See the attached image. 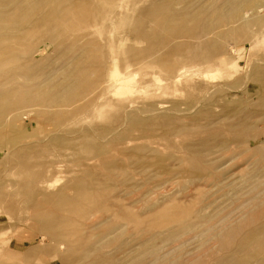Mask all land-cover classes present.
Returning a JSON list of instances; mask_svg holds the SVG:
<instances>
[{"label": "rangeland", "instance_id": "1", "mask_svg": "<svg viewBox=\"0 0 264 264\" xmlns=\"http://www.w3.org/2000/svg\"><path fill=\"white\" fill-rule=\"evenodd\" d=\"M234 1L0 0V264H216L264 225V0Z\"/></svg>", "mask_w": 264, "mask_h": 264}, {"label": "bare ground", "instance_id": "2", "mask_svg": "<svg viewBox=\"0 0 264 264\" xmlns=\"http://www.w3.org/2000/svg\"><path fill=\"white\" fill-rule=\"evenodd\" d=\"M259 1V0H258ZM234 9H235V13L239 14L240 12H242V10L248 6V0H235L234 2ZM256 4V0H253V7ZM252 6V5H251ZM249 7V6H248ZM247 7V8H248ZM245 10V9H244ZM178 32V31H177ZM144 40V39H143ZM106 96V95H105ZM164 104V103H163ZM162 106V104H160ZM84 112V111H83ZM48 137V136H47ZM56 176V175H55ZM77 187V186H76ZM60 193V191H59ZM55 194V193H54ZM52 197V196H51ZM49 198V197H48ZM54 198V197H53ZM35 207V206H34ZM186 217V216H185ZM252 218V217H251ZM181 219V218H180ZM171 222H168L167 224L164 225L163 228H166L167 230L170 231L169 235H175L177 233H179L181 230H191L193 227L190 226L187 223H178L179 225H176L175 222H177L178 219L173 218L171 219ZM185 220V218H184ZM170 225V226H169ZM240 227H237V229H235V231L240 230ZM166 230V231H167ZM227 233V232H226ZM243 233V232H242ZM160 234V233H159ZM261 234L262 239L258 238V235ZM166 235V234H165ZM229 234L224 235L221 239H220V244L223 245L224 247H234L233 250H230V253L224 256L222 255V258L219 260L218 263L216 264H249V262L251 261V259H257L260 260L262 264H264V245H261V243L263 244L264 242V225L262 226H257L255 231L252 232H247L246 234H244L243 236L239 237V241L237 242L236 238L233 241H230V238H228ZM234 235V234H233ZM153 236V235H152ZM155 237V236H153ZM221 237V236H220ZM234 237V236H233ZM167 238V237H165ZM235 238V237H234ZM233 239V238H232ZM102 240V239H101ZM154 242V241H153ZM149 245V244H148ZM239 245L243 246V250L240 251L239 250ZM240 246V247H241ZM154 246L150 245L148 246V248H152L150 252H148L149 249H146L148 253H154L156 251V249L153 248ZM157 248V247H156ZM242 248V247H241ZM231 249V248H230ZM12 250V249H11ZM229 250V249H228ZM87 252V251H86ZM242 252L244 254H242ZM239 253V254H238ZM176 254V253H175ZM166 255V254H165ZM262 255V256H261ZM169 256V255H168ZM172 256V255H171ZM174 256V255H173ZM172 256V257H173ZM162 257V256H161ZM168 257L166 259H164L163 261H161V264H187V262L182 261L181 259H179L177 261V259L174 257ZM180 257V255L178 256ZM221 257V256H220ZM165 258V257H164ZM260 258V259H259ZM134 260V259H133ZM132 261V259H131ZM130 262V260H129ZM115 263V262H114ZM134 263V262H133ZM160 263V262H159ZM119 264V263H118ZM125 264V262L123 263ZM211 264V263H210ZM213 264V263H212Z\"/></svg>", "mask_w": 264, "mask_h": 264}]
</instances>
